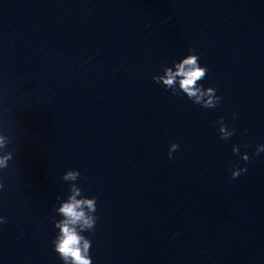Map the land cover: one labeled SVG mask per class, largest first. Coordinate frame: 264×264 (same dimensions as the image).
Returning a JSON list of instances; mask_svg holds the SVG:
<instances>
[{"label": "water", "instance_id": "water-1", "mask_svg": "<svg viewBox=\"0 0 264 264\" xmlns=\"http://www.w3.org/2000/svg\"><path fill=\"white\" fill-rule=\"evenodd\" d=\"M189 49L214 110L152 79ZM0 132V264H61L67 170L97 198L93 264H264V0H0Z\"/></svg>", "mask_w": 264, "mask_h": 264}, {"label": "clouds", "instance_id": "clouds-1", "mask_svg": "<svg viewBox=\"0 0 264 264\" xmlns=\"http://www.w3.org/2000/svg\"><path fill=\"white\" fill-rule=\"evenodd\" d=\"M207 67L200 63L199 55L189 49L188 54L174 60L171 65H162L161 74L152 77L153 81L170 92L171 95L183 97L192 104L198 105L201 109L214 110L222 102V97L217 95L214 87H205L202 81L206 78ZM236 119V114H232ZM219 138L223 141L229 140L236 134V129L226 124L223 117L215 121ZM10 143L9 137L0 132V173L9 168L10 162L14 159L16 147L6 150ZM245 147H251L246 145ZM179 145L172 143L168 149V158L177 151ZM232 154L239 156L245 164L250 157L248 153H241L238 145H232ZM264 154V144L255 146L252 157ZM247 168H232L231 178L236 179L245 174ZM80 172L67 170L61 180L68 185L67 193L57 196V204L53 207V228L54 238L50 244L52 251L56 254L61 264H93L90 249L92 240L89 236L94 232L99 217L97 216V198L84 195L82 188L77 181ZM5 191V183L0 181V193ZM58 217V219H57ZM6 223V218L0 215V225ZM85 233L89 234L88 236Z\"/></svg>", "mask_w": 264, "mask_h": 264}]
</instances>
